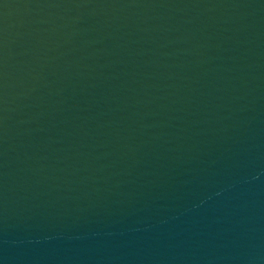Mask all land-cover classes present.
I'll return each mask as SVG.
<instances>
[{"label":"water","instance_id":"1","mask_svg":"<svg viewBox=\"0 0 264 264\" xmlns=\"http://www.w3.org/2000/svg\"><path fill=\"white\" fill-rule=\"evenodd\" d=\"M0 264H264V0H0Z\"/></svg>","mask_w":264,"mask_h":264}]
</instances>
